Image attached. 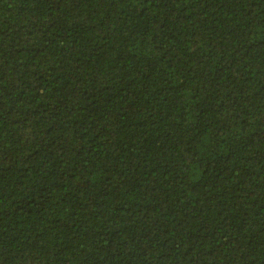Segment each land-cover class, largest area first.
I'll return each mask as SVG.
<instances>
[{
  "label": "trees",
  "instance_id": "1",
  "mask_svg": "<svg viewBox=\"0 0 264 264\" xmlns=\"http://www.w3.org/2000/svg\"><path fill=\"white\" fill-rule=\"evenodd\" d=\"M0 264H264V0H0Z\"/></svg>",
  "mask_w": 264,
  "mask_h": 264
}]
</instances>
